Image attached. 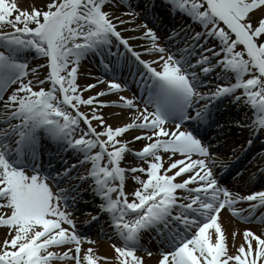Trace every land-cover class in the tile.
I'll return each mask as SVG.
<instances>
[{
    "label": "snow or ice",
    "instance_id": "obj_1",
    "mask_svg": "<svg viewBox=\"0 0 264 264\" xmlns=\"http://www.w3.org/2000/svg\"><path fill=\"white\" fill-rule=\"evenodd\" d=\"M233 127L264 134V0H0V264H264V231L224 226H264V190H238L264 152L219 175Z\"/></svg>",
    "mask_w": 264,
    "mask_h": 264
},
{
    "label": "bare ground",
    "instance_id": "obj_2",
    "mask_svg": "<svg viewBox=\"0 0 264 264\" xmlns=\"http://www.w3.org/2000/svg\"><path fill=\"white\" fill-rule=\"evenodd\" d=\"M18 2L19 3H21V5L22 6H25V7H27L28 6V4L30 3V0H18ZM127 34H131V33H127ZM134 35V34H133ZM136 35H138V34H136ZM136 43H138V42H136ZM30 54V53H29ZM29 54H27V58L30 60V61H32L33 62V66L35 65V60H34V57L35 56H33V55H30L29 56ZM84 66H85V71H91L92 72V74H94L93 76H96V74L94 73V71L95 70H98L97 69V67L93 64V63H91V62H89V61H87V60H85L83 63H82ZM91 82H95V81H91ZM127 95V94H126ZM116 111H119V109H109V110H106V111H104V113H105V116L107 117L110 113H112V112H116ZM109 123H117V121L116 120H114V119H111V120H109ZM236 128H234V129H232V130H230V131H228V133H227V143L223 146V148L221 149V155H222V158L223 159H225V160H228L229 161V159H231L232 157H233V152H232V148L233 147H235L236 145H237V141L239 140V138L240 137H237V138H233V136H234V134H235V132H236ZM244 133L242 132L241 133V136L243 135ZM138 144H136L135 145V147L137 146ZM246 170H247V172H242L243 174H244V176L245 177H247L248 176V172L250 171V170H254V168H246ZM251 182V181H250ZM250 182H249V184L248 185H245L243 188H238V190H240V191H243V192H247V190L249 189V187H250ZM236 184V182L235 181H233V183H231V184H228V186L229 187H233L234 185ZM257 215H259L258 213H257ZM81 219V218H80ZM224 226H225V228H226V230H227V233H228V236H229V242L231 243V234H232V232L233 231H239L240 233H241V236H242V232H243V230H245L246 228H253V229H256V228H259V230L260 231H264V226H252V227H250V226H245V225H242V224H240L239 222H237V221H235V220H229L227 217H225V215H224ZM3 235H4V232H3V230L2 229H0V238H3ZM240 239H241V237H237V244L240 242ZM100 245H96V247H97V250H98V253L99 254H103V255H107V256H111V252H110V250H109V248H108V245H106V246H104V247H99ZM85 248H86V246H84ZM151 263H155V259H153V260H151ZM149 264H150V261H149Z\"/></svg>",
    "mask_w": 264,
    "mask_h": 264
}]
</instances>
